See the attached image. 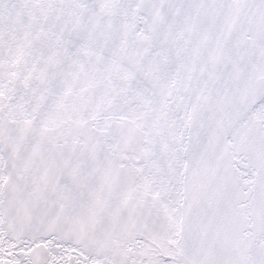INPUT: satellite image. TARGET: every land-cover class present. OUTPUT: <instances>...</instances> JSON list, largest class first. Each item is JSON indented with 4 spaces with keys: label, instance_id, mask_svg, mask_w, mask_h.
Listing matches in <instances>:
<instances>
[{
    "label": "snow or ice",
    "instance_id": "1",
    "mask_svg": "<svg viewBox=\"0 0 264 264\" xmlns=\"http://www.w3.org/2000/svg\"><path fill=\"white\" fill-rule=\"evenodd\" d=\"M0 264H264V0H0Z\"/></svg>",
    "mask_w": 264,
    "mask_h": 264
}]
</instances>
